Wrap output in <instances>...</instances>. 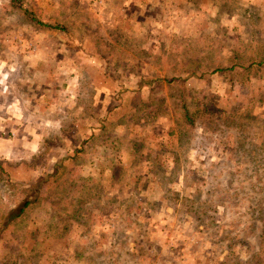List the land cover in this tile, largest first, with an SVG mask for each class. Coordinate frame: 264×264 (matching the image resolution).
<instances>
[{"label": "rangeland", "instance_id": "1", "mask_svg": "<svg viewBox=\"0 0 264 264\" xmlns=\"http://www.w3.org/2000/svg\"><path fill=\"white\" fill-rule=\"evenodd\" d=\"M9 3L0 264H264V0Z\"/></svg>", "mask_w": 264, "mask_h": 264}, {"label": "trees", "instance_id": "2", "mask_svg": "<svg viewBox=\"0 0 264 264\" xmlns=\"http://www.w3.org/2000/svg\"><path fill=\"white\" fill-rule=\"evenodd\" d=\"M15 0H10V6H16L14 4ZM22 14H24L25 18L28 19L29 22H31L33 25H37V26H41L44 28H48V29H59L60 26L56 25V24H47V23H41L36 16L32 13L29 12L25 9H21ZM61 28V27H60ZM264 64V60H259L257 62H253V65L255 67L260 66ZM243 69L247 70L249 68L252 67V63L250 65H247L246 67H244L243 65L241 66ZM231 70L233 71L235 67H230ZM36 199H32V201L27 200V199H23V201L19 204V206H17L16 208L10 209L9 211H6L1 217H0V232L4 233L6 231V229L9 227V225L12 224L13 220L20 218L23 216V214L32 207L33 202Z\"/></svg>", "mask_w": 264, "mask_h": 264}]
</instances>
